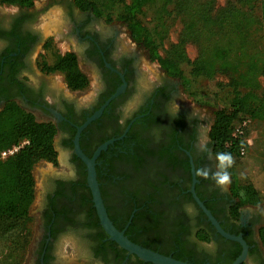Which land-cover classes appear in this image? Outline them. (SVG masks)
Here are the masks:
<instances>
[{
    "label": "flooded vegetation",
    "instance_id": "af4514ba",
    "mask_svg": "<svg viewBox=\"0 0 264 264\" xmlns=\"http://www.w3.org/2000/svg\"><path fill=\"white\" fill-rule=\"evenodd\" d=\"M54 8L51 21L42 16ZM66 53L86 76L84 89H71L54 68ZM187 101L181 78L152 60L122 20L75 0L0 1V127L26 113L55 128L56 162L39 161L48 169L35 178L34 236L23 264H155L106 233L77 149L94 159L107 214L132 241L193 264H232L243 243L217 230L196 195L224 231L245 241L240 264H264V203L236 215L230 184L194 174L215 172L217 162L210 119Z\"/></svg>",
    "mask_w": 264,
    "mask_h": 264
},
{
    "label": "trees",
    "instance_id": "16d2710c",
    "mask_svg": "<svg viewBox=\"0 0 264 264\" xmlns=\"http://www.w3.org/2000/svg\"><path fill=\"white\" fill-rule=\"evenodd\" d=\"M0 1L22 7L35 2ZM217 1L75 0L83 9L91 8L108 20L125 22L131 37L149 51L152 60L168 74L181 78L192 102L214 108L209 135L215 155L228 152L235 159L228 172L230 190L237 199V215L240 206L264 203V0H224L215 5ZM194 4L202 13L193 12ZM178 20L183 29L175 41L166 44L170 27ZM191 42L199 49L200 57L196 59L187 53ZM218 56L227 59L234 84L224 92L205 91L198 80L205 73L214 77L216 59L212 58ZM199 59L214 68L205 67ZM54 68L62 70L71 89L87 86L73 54H59ZM257 83L262 86L253 88ZM242 85L250 89L244 92L239 88ZM18 117L20 120L0 127V152L24 142L9 157L0 155V176L8 171L12 177L0 195V264L24 263L35 228L30 212L35 199L33 169L41 160L56 162L57 155L53 124L38 122L31 114ZM248 138L252 139L249 144Z\"/></svg>",
    "mask_w": 264,
    "mask_h": 264
},
{
    "label": "rangeland",
    "instance_id": "374dc122",
    "mask_svg": "<svg viewBox=\"0 0 264 264\" xmlns=\"http://www.w3.org/2000/svg\"><path fill=\"white\" fill-rule=\"evenodd\" d=\"M43 0H36V3L37 5L42 3ZM224 3V0H218L217 3L215 5H219V4H222ZM4 6H7V7H10V5H7V4H3ZM194 6V11L193 12H197V13H202V10H200L201 8L200 7H197L196 4L193 5ZM58 10V8H54L52 9V11H49V12H44L42 14L43 17H48V21H51L54 17H55V12ZM50 18V19H49ZM47 24V23H45ZM183 29V23L178 20L177 22H175L171 27H170V30H169V38H168V41L166 44H168L169 41H175L180 32L182 31ZM187 53L188 55L190 56V58L192 59H196L198 57H200V54H199V49H198V46L197 44L195 43H189L187 45ZM216 59L214 62H215V65H216V68H214L213 65H209L208 63V66L207 64L202 60V59H199L200 63L202 65H204L205 67H208L211 69L214 68L216 69L215 70V73H214V77H211V76H208L206 73L203 74V76L200 77V79L198 80V85L201 87V89L205 90V91H220V92H224L226 90H229L231 89V86L234 84V80L232 79V77L229 75V72H228V61L225 57H221V56H218V57H213L212 60ZM262 85L260 83H257L256 85L252 86L253 88H260ZM239 88L246 92L247 90L250 89V87H246L245 85H242V86H239ZM187 95V93H186ZM188 97V95H187ZM187 105L186 107L188 109H190L191 111H195L197 112L200 116H203V117H209L210 119V125L212 124L213 122V117H214V108L210 107H196L194 105V102L191 101V99L188 97V101H187ZM196 104V103H195ZM4 151H8V149H2L1 152H0V155L1 157L3 158H6V157H9L11 154H4ZM46 169H48V166H43L41 164V162H38L33 171H34V176L35 178H39V174L40 173H43L46 171ZM13 176V175H12ZM11 173H9L8 171H6V173L3 175V176H0V195L4 194V192L6 191L5 189H7L9 186H6V184L10 183L7 181V179L11 180ZM2 185L6 186L5 188L2 187Z\"/></svg>",
    "mask_w": 264,
    "mask_h": 264
},
{
    "label": "water",
    "instance_id": "95a60500",
    "mask_svg": "<svg viewBox=\"0 0 264 264\" xmlns=\"http://www.w3.org/2000/svg\"><path fill=\"white\" fill-rule=\"evenodd\" d=\"M77 151H78V154L84 159V161L87 164L88 183H89L90 187L92 188L94 202H95L96 207H97L100 222H101L103 228L105 229L106 233L110 236V238H112L119 245H121L122 247H124L128 251L136 254L138 257L142 258L145 261H150V262H153L155 264H193L191 262L176 259L172 256L162 254L160 252H157L155 250L147 248L141 244H138V243L132 241L131 239H129L125 235L124 231L116 228V226L113 224V222L109 218L107 211L104 207V204L102 202L101 194H100V191L98 188V183L96 180V172H95V168H94V159H89L86 155H84L80 151V149H77ZM195 198L220 233H222L223 235H225L227 237L241 241L243 243L244 250H243L242 254L232 263V264H240V262L246 256V249H247L246 243L243 240V238L241 236L231 235V234L227 233L226 231H224L222 229V227L219 225L218 221L211 214V212L202 203V201L196 195H195Z\"/></svg>",
    "mask_w": 264,
    "mask_h": 264
},
{
    "label": "clouds",
    "instance_id": "9594fccd",
    "mask_svg": "<svg viewBox=\"0 0 264 264\" xmlns=\"http://www.w3.org/2000/svg\"><path fill=\"white\" fill-rule=\"evenodd\" d=\"M135 107V104H130L125 111L130 112ZM216 168L215 172L207 167H201L195 169V175L201 177L202 179L211 178L215 184L221 188H226L231 183L230 173L228 169L233 166L235 159L231 153L228 152H218L215 155ZM244 194L241 193V196ZM204 247H214V245H203Z\"/></svg>",
    "mask_w": 264,
    "mask_h": 264
},
{
    "label": "built area",
    "instance_id": "2783aa9c",
    "mask_svg": "<svg viewBox=\"0 0 264 264\" xmlns=\"http://www.w3.org/2000/svg\"><path fill=\"white\" fill-rule=\"evenodd\" d=\"M237 131L240 132V131H242V130H241V128L239 127V128L237 129ZM251 142H252V139H251V138H248V139L246 140V143H247V144H249V143H251ZM19 147H20V145H15V146L9 148L8 151H6V152L4 151V154H7V153H8V154H12V153H13L14 151H16ZM241 150H242L241 152L244 153V152H245V147H243Z\"/></svg>",
    "mask_w": 264,
    "mask_h": 264
}]
</instances>
